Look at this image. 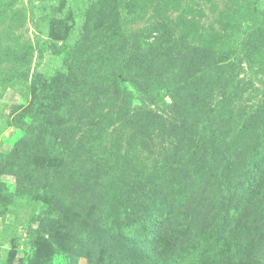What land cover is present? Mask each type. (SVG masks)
<instances>
[{"label":"rangeland","instance_id":"rangeland-1","mask_svg":"<svg viewBox=\"0 0 264 264\" xmlns=\"http://www.w3.org/2000/svg\"><path fill=\"white\" fill-rule=\"evenodd\" d=\"M39 118L33 178L0 168V264H115V194L191 230L179 253L223 216L264 257V0H0V153Z\"/></svg>","mask_w":264,"mask_h":264},{"label":"trees","instance_id":"trees-1","mask_svg":"<svg viewBox=\"0 0 264 264\" xmlns=\"http://www.w3.org/2000/svg\"><path fill=\"white\" fill-rule=\"evenodd\" d=\"M75 49V46L69 47V51L72 52ZM9 53V50L7 51ZM71 66L67 64L66 74L67 76L71 74ZM42 80L45 82H50L51 78L43 77ZM74 88L73 84L67 86L66 91L64 92V102L68 108V111H71L76 104L77 98L71 93ZM45 99L44 96L31 98L29 106L25 108V115L30 118L35 115L37 111L38 102ZM62 106V107H63ZM16 128H22V125L19 121L12 123ZM43 129L46 127L43 124L41 118L33 120L31 124L26 127L24 136H22L18 141L13 145V149L5 153H0V168L2 173L13 174L17 180L24 181L30 180L33 178L34 174L26 168L22 170V166L26 160L32 156L33 144L41 139ZM44 135V134H43ZM62 143L57 142V147H61ZM23 171V172H22ZM112 193V192H111ZM6 195L4 192L0 196V202L3 201ZM125 199V196L113 195L109 196V204L113 201V208L109 220H106V224L109 226L107 228L106 224L103 223L102 228L99 230L101 243L106 249L111 247L115 250L114 254L118 253V256H121V259L114 258L115 264H178L180 261L179 256L183 258L187 257V252L191 255V258L186 261L185 264H235L238 261H245L247 264H264V257L259 258L258 261L252 260L249 254V242L247 239L239 238V234L236 231H232V235L225 234L224 221L226 219L221 216V220L217 224L214 232L211 233V236L203 234L196 241H192L189 247L185 248V255L182 252L179 253V236L181 240L183 236L192 234V231L189 229H181L179 225L170 230L168 237H163L165 222L161 219V215L157 214L156 206L151 204H144L140 208L137 205V208L141 214H137L136 207L132 208V205L125 204L121 202ZM3 203V202H2ZM123 207V213L130 211L133 215L130 226H128L129 232L124 230L125 226L122 225V217L118 214V207ZM40 221H43L41 227H44L43 231L45 234H50L51 226L54 224V219L50 215L49 211H43L41 214ZM135 215V216H134ZM39 226V227H40ZM221 226V228H219ZM40 230V229H39ZM216 232L220 236H216ZM98 234V233H97ZM179 235V236H178ZM208 239L213 240L210 242ZM180 240V241H181ZM35 240L30 241V245L33 246ZM115 244V246H114ZM206 245V246H204ZM200 248L198 252L197 249ZM182 254V255H181ZM195 255V256H194Z\"/></svg>","mask_w":264,"mask_h":264}]
</instances>
